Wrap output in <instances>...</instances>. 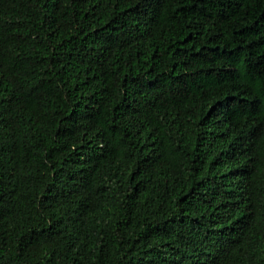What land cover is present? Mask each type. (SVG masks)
<instances>
[{
  "label": "trees",
  "instance_id": "1",
  "mask_svg": "<svg viewBox=\"0 0 264 264\" xmlns=\"http://www.w3.org/2000/svg\"><path fill=\"white\" fill-rule=\"evenodd\" d=\"M0 264H264V0H0Z\"/></svg>",
  "mask_w": 264,
  "mask_h": 264
}]
</instances>
